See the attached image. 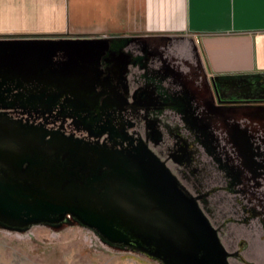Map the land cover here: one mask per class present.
<instances>
[{
	"label": "crops",
	"instance_id": "1",
	"mask_svg": "<svg viewBox=\"0 0 264 264\" xmlns=\"http://www.w3.org/2000/svg\"><path fill=\"white\" fill-rule=\"evenodd\" d=\"M0 36L41 38L22 46L30 69L12 71L22 79L60 76L94 90L96 76L111 73L107 63L114 73L127 65L170 94L194 97L198 110L215 93L213 74L264 75V0H0ZM236 257L264 264V248L229 256L247 264Z\"/></svg>",
	"mask_w": 264,
	"mask_h": 264
},
{
	"label": "water",
	"instance_id": "2",
	"mask_svg": "<svg viewBox=\"0 0 264 264\" xmlns=\"http://www.w3.org/2000/svg\"><path fill=\"white\" fill-rule=\"evenodd\" d=\"M40 39L0 37V43L15 47ZM256 76L213 74L212 79L220 93L236 86L244 89L236 98H262L248 92ZM66 213L164 264H228L217 229L151 150L55 133L45 138L44 131L0 114V220L26 225L58 221Z\"/></svg>",
	"mask_w": 264,
	"mask_h": 264
},
{
	"label": "rangeland",
	"instance_id": "3",
	"mask_svg": "<svg viewBox=\"0 0 264 264\" xmlns=\"http://www.w3.org/2000/svg\"><path fill=\"white\" fill-rule=\"evenodd\" d=\"M15 49H22V45H17ZM19 52L23 56L27 53L26 50ZM18 63L12 62L10 70H14L13 67H17L16 71L30 69L31 61ZM122 73L128 79L133 72L125 65ZM43 81L36 80L33 85H47ZM182 94L171 97L175 102L168 107L163 105L160 110L168 121L177 122L182 133L189 138L197 137L193 140L198 152L193 162L197 169L195 172L186 170L184 178L178 171L179 164L169 160L168 167L164 163L186 189L200 195L198 204L217 229L226 251L264 248V99L247 98L250 101L232 104L231 100L213 93L209 106L198 110L200 102L195 105L194 97L185 92ZM202 97L198 94L197 100ZM153 99L159 98L154 96ZM171 141L166 135L162 148L165 149ZM228 253L226 260L229 264V256L234 254ZM236 258L247 264L254 263L243 257ZM0 264L164 262L132 243L112 242L66 213L58 221H36L26 225L0 220Z\"/></svg>",
	"mask_w": 264,
	"mask_h": 264
},
{
	"label": "flooded vegetation",
	"instance_id": "4",
	"mask_svg": "<svg viewBox=\"0 0 264 264\" xmlns=\"http://www.w3.org/2000/svg\"><path fill=\"white\" fill-rule=\"evenodd\" d=\"M15 47L6 42L0 43L1 115L44 131L45 138L55 133L57 137L99 140L118 148L134 150L135 147H146L166 164L169 160L179 164L178 171L184 178L187 176L186 170L196 171L197 166L193 162L197 159L198 152L193 140L197 137L189 138L182 133L177 122L168 121L160 110L163 105L168 107L175 102L171 97H180L182 93L170 94L155 81L139 80L134 72L127 79L122 72H112L113 66L108 63L106 67L111 73L96 76L98 80L94 82V90H89L88 81H64L59 79L60 76H57L58 79H51V75L48 76L51 80H42L47 85L35 86L34 81L21 79V75L10 70L12 62L31 61L28 52L24 56L19 52L25 49L17 50ZM56 61L59 62L60 58ZM131 61L135 63V58ZM138 64L140 65L139 62ZM2 67L7 71L2 70ZM13 68L15 70L17 67ZM256 77L254 86L248 92L264 95V75ZM213 87L217 97L228 95L230 98L224 99L231 100L232 104L247 100L236 98L244 92L241 87L224 86L221 93L216 86ZM152 96L159 99L155 100ZM262 99L264 97H256L255 100ZM166 135L172 141L163 149L161 144ZM192 195L199 203L200 195Z\"/></svg>",
	"mask_w": 264,
	"mask_h": 264
},
{
	"label": "bare ground",
	"instance_id": "5",
	"mask_svg": "<svg viewBox=\"0 0 264 264\" xmlns=\"http://www.w3.org/2000/svg\"><path fill=\"white\" fill-rule=\"evenodd\" d=\"M86 111V110H85ZM87 112V111H86ZM107 134V133H106ZM122 143V142H121Z\"/></svg>",
	"mask_w": 264,
	"mask_h": 264
}]
</instances>
